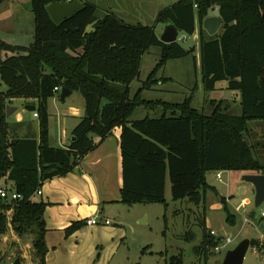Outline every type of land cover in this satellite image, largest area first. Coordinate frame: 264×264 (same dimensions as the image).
<instances>
[{
	"label": "trees",
	"instance_id": "obj_1",
	"mask_svg": "<svg viewBox=\"0 0 264 264\" xmlns=\"http://www.w3.org/2000/svg\"><path fill=\"white\" fill-rule=\"evenodd\" d=\"M67 1L31 0L35 41L30 46L0 38V181L23 197L0 202V237L10 229L19 237L32 234L34 261L47 264L48 204L36 201L40 196L30 198L47 181L74 172L115 128H121L122 203L167 207L169 180L173 201L188 199L203 207L204 239L197 256L209 264L211 249L218 244L205 226L206 195L215 190L207 173L264 175L256 146L246 141L249 121H264V0H179L157 17V23L171 21L187 36L199 30L204 89L216 91L219 83L226 82L228 91L240 95L241 115L231 113L227 100H212L213 110L207 114L193 106V95L182 103L144 99V91L161 82L159 71L170 60L191 55L192 49L180 42L163 43L154 27L128 24L111 12L99 16L89 0H78L84 8L56 24L47 8ZM215 11L223 22L222 33L208 39L203 24ZM152 47L161 48L160 61L132 95L143 56ZM56 88L80 92L85 99V115L68 148L51 145L49 100L58 93ZM16 99L37 101L26 109L39 115V139L11 137L7 107ZM138 108L156 117L132 120ZM227 214L233 223L235 216ZM85 226L86 220L73 222L65 229L66 237ZM251 247L261 244L253 239ZM166 264L185 263L178 255Z\"/></svg>",
	"mask_w": 264,
	"mask_h": 264
},
{
	"label": "rangeland",
	"instance_id": "obj_2",
	"mask_svg": "<svg viewBox=\"0 0 264 264\" xmlns=\"http://www.w3.org/2000/svg\"><path fill=\"white\" fill-rule=\"evenodd\" d=\"M178 1L89 0L97 6L99 16L108 12L114 13L128 24L154 27L160 37L166 24L157 23L158 14ZM211 15H215V12ZM221 33L220 30L217 34ZM34 34L35 17L31 0H6L0 4L1 39L18 41L29 46L35 41ZM213 36L206 35L208 39ZM199 39L198 29L193 36L184 34L179 36L178 42L185 48L193 51L196 47V50L187 57L170 60L157 75L161 82L152 89L145 90L144 99L182 103L188 96L193 95V106L211 114L212 100L229 97V92L221 90L226 82L219 83L222 88L218 85L216 91H205ZM160 58L159 47H152L143 56L140 77L131 86L132 95L142 88ZM162 79H170V81H162ZM3 89H6L5 85ZM228 99L231 102V113L241 115L242 110L235 96ZM55 103L56 105L53 104L52 109L49 110L53 125L58 124L62 119L60 115L62 107H67L71 103L80 104L84 109L86 106L80 92H75L66 101L61 99V92H58L55 94ZM32 113L21 109L8 117L11 137H20L17 134L19 124L15 122L18 116L23 118L21 121L28 122L30 119L37 131L40 121L39 118H33ZM149 114L153 118L156 117L154 113L138 108L132 120H142ZM24 126L31 127V124L25 123ZM248 127L249 142L256 146L255 156L264 163V121H249ZM218 173H207V181L215 190H209L206 195L205 226L210 234L215 232L214 238L218 246L224 247L227 238L232 239V243L225 245L220 253L211 249L208 263L222 264L229 250H233L245 239H254L260 242L261 248L257 247V251H254L250 247L244 264H263L264 203L260 206L256 205L255 187L253 183L245 181L246 174L233 170L222 171V181H219ZM0 185H3L1 181ZM166 198L167 207L163 204L125 205L124 211L118 218L110 216L112 225L85 226L79 237L64 239L60 232H54L48 240L50 252L47 264H166L173 256L178 255L183 256L185 264H205L204 256H197V248L204 239V229L201 226L204 218L203 207L193 204L188 199L173 201L169 180ZM222 198H225V202ZM41 200V197L36 198V201ZM228 212L235 216L233 223L228 222ZM33 240L32 234L19 237L10 229L4 237H0V264H13L17 258L22 260V264H36Z\"/></svg>",
	"mask_w": 264,
	"mask_h": 264
},
{
	"label": "crops",
	"instance_id": "obj_3",
	"mask_svg": "<svg viewBox=\"0 0 264 264\" xmlns=\"http://www.w3.org/2000/svg\"><path fill=\"white\" fill-rule=\"evenodd\" d=\"M210 16H217L216 11L215 15ZM3 40L13 45L26 46L24 43L18 41H11V43L9 39ZM219 88L222 87L219 85ZM221 90L229 92V97L220 100L228 101V98L235 96L239 103V93L228 91L227 84L223 85ZM36 102V100L25 99L13 100L9 105L11 115L19 112L21 109L27 110L26 105L36 104ZM53 104L56 105L55 97L49 100V110L52 109ZM159 114L157 113V115ZM60 115L62 119L59 120L58 124L53 125L51 120L49 121L51 145L59 148H68L72 143L74 129L85 115V109L80 104L74 105L71 103L67 107L61 108ZM32 116L35 118L34 113H32ZM17 119L15 120L19 124L17 134L20 137L39 139V124L36 131L30 119L28 122L21 121L23 119L21 116H18ZM25 123L31 124L32 128L30 126H24ZM121 131V128H115L107 139L102 141L94 151L83 159L80 166L74 172L66 176L56 177L44 183L41 189L43 194L40 197L48 204L45 213L48 230L46 237L47 246L50 235L54 232H60L64 239L79 237L83 228L68 238L65 235V229L73 222L84 221L94 217H98L102 221L105 219L110 220V216L118 218L124 211L126 204L122 203L123 168ZM98 139L100 138H95V141ZM97 226L108 227L104 224Z\"/></svg>",
	"mask_w": 264,
	"mask_h": 264
},
{
	"label": "water",
	"instance_id": "obj_4",
	"mask_svg": "<svg viewBox=\"0 0 264 264\" xmlns=\"http://www.w3.org/2000/svg\"><path fill=\"white\" fill-rule=\"evenodd\" d=\"M84 8V4L80 1H67L64 3H54L48 6L47 10L56 24L62 23L64 20L71 18L77 12ZM204 29L210 34H217L222 26L223 22L219 16H210L204 21ZM181 35V30L175 26L171 21L166 22V28L160 37V40L165 44L177 43L179 36ZM196 50V47L193 48V51ZM72 91L67 88H62L61 90V99L66 100L72 95ZM11 116L10 108L7 107V117ZM74 142V137L71 140ZM247 144L249 145V138L246 137ZM245 181L251 182L254 184L256 191V205L260 206L264 203V175L260 174H249L244 177ZM251 247V240L245 239L241 241L233 250H229L222 262V264H244L248 250ZM13 264H22V260L17 258ZM264 264V263H263Z\"/></svg>",
	"mask_w": 264,
	"mask_h": 264
},
{
	"label": "built area",
	"instance_id": "obj_5",
	"mask_svg": "<svg viewBox=\"0 0 264 264\" xmlns=\"http://www.w3.org/2000/svg\"><path fill=\"white\" fill-rule=\"evenodd\" d=\"M69 1H71V0H69ZM61 90L62 89H58V88L55 89L56 92H61ZM34 117L35 118H39V115L37 113H34ZM99 141H100V139H98L96 142H99ZM217 179L219 181H222V173L221 172H219L217 174ZM42 194H43L42 193V190L39 189L36 192V194L30 198V200L34 199L35 196H41ZM22 199H23V197L20 194L14 192V191L9 190L4 185H2V186L0 185V202L11 201V200H22ZM262 216L264 217V212H262ZM100 224H104L106 226H110V225H112V221L109 220V219H105L104 221H102L98 217H94V218H91V219H87L86 220V225L87 226H97V225H100ZM211 236L216 237L215 232H211ZM225 241H226V243H225L226 246L228 244H231L232 243V239H230V238H227ZM225 245H224V247H223V245L222 246H217L216 249H215V251L217 253H220L221 251L224 250ZM252 248H253L254 251H257V247H252Z\"/></svg>",
	"mask_w": 264,
	"mask_h": 264
}]
</instances>
